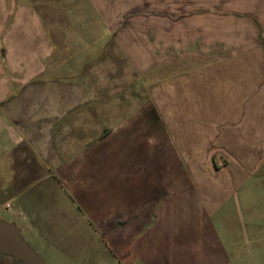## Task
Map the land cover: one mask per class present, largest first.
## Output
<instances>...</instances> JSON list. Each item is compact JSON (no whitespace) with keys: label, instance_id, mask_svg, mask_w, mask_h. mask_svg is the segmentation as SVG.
Masks as SVG:
<instances>
[{"label":"crops","instance_id":"0c3cea01","mask_svg":"<svg viewBox=\"0 0 264 264\" xmlns=\"http://www.w3.org/2000/svg\"><path fill=\"white\" fill-rule=\"evenodd\" d=\"M35 1L40 15L29 1L20 16L44 17ZM93 1L110 26L70 40L58 28L55 43L135 45L133 66L94 63L87 91L41 94L30 117L6 102L15 145L0 141V218L53 262L158 264L176 253L177 224L187 241L191 222L200 227L210 207L235 197L240 175L215 168L217 147H243L251 159L248 147L264 145V0H197L189 17L175 0ZM0 9L16 18L10 0ZM63 9L57 24L70 26L75 9Z\"/></svg>","mask_w":264,"mask_h":264},{"label":"rangeland","instance_id":"374dc122","mask_svg":"<svg viewBox=\"0 0 264 264\" xmlns=\"http://www.w3.org/2000/svg\"><path fill=\"white\" fill-rule=\"evenodd\" d=\"M29 1L33 13L40 15L41 2L10 0V5L14 3L16 6V18L0 17V141L6 143L7 150L15 145L14 131L11 130L13 122L3 112L9 99L12 101L9 105L13 113L23 112L30 117L33 108L38 109L44 105V98L39 95L47 94L56 100L57 93L87 91V75L94 63L118 60L122 61V65L119 62L118 67L123 70L126 69L124 62L128 64V68H132V59L127 50H132L133 53L137 51L135 45H132V49L123 51L121 49L124 45H57L55 32L58 28L69 40L73 33L81 35L90 31H95L96 34L104 32L110 26L106 10L98 7L93 0H44V17L24 19L20 16L21 9ZM172 2L176 10H187L188 17L198 12L202 4L197 0H175L168 5H172ZM65 7L68 8L67 13H71L72 8L75 9V16L68 20L70 26L57 24L56 14L59 12L61 15ZM0 13L2 14L1 9ZM25 21H28L30 27L24 26ZM8 22H15V27H9ZM42 23L44 31H41ZM9 29L15 31L8 32ZM42 36L47 39V49L42 44ZM113 47L117 50L113 51ZM194 47L191 46V51H194ZM39 62L44 66L41 67ZM62 62L66 66H61ZM43 69L46 71L43 72ZM35 73L44 74L33 77ZM35 95L36 97H30ZM217 148L216 162L213 163L215 168L235 171L240 175L236 179L235 197L223 208L210 207L207 211L208 221L205 222L207 225L198 223L199 227L196 222H191L187 226V241L181 234L184 225L177 224L176 253L160 258L158 264H264V145L248 147L249 151L246 153H250L251 159L243 154V147ZM8 154L7 151L4 154L2 152V159L6 160ZM181 166L184 168L185 162ZM4 216L8 218L7 214ZM37 252L41 255L38 249ZM43 258L47 264H108L107 258H97L95 255L82 259L70 256L60 258L58 262H53L50 257ZM111 264H118V261L112 260ZM139 264L144 263L140 261Z\"/></svg>","mask_w":264,"mask_h":264},{"label":"water","instance_id":"95a60500","mask_svg":"<svg viewBox=\"0 0 264 264\" xmlns=\"http://www.w3.org/2000/svg\"><path fill=\"white\" fill-rule=\"evenodd\" d=\"M0 256L13 264H46L44 259L26 242L15 224L0 218Z\"/></svg>","mask_w":264,"mask_h":264},{"label":"clouds","instance_id":"9594fccd","mask_svg":"<svg viewBox=\"0 0 264 264\" xmlns=\"http://www.w3.org/2000/svg\"><path fill=\"white\" fill-rule=\"evenodd\" d=\"M149 143H153L152 139L150 138Z\"/></svg>","mask_w":264,"mask_h":264}]
</instances>
